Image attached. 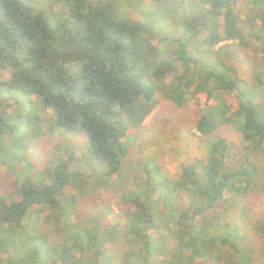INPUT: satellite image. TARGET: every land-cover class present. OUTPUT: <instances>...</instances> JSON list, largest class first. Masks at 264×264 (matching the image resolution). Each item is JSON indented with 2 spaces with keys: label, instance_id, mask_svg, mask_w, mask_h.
<instances>
[{
  "label": "trees",
  "instance_id": "obj_1",
  "mask_svg": "<svg viewBox=\"0 0 264 264\" xmlns=\"http://www.w3.org/2000/svg\"><path fill=\"white\" fill-rule=\"evenodd\" d=\"M57 1L66 6L69 20L51 26L28 0H0V141L22 123V116L8 110L17 105L18 94L34 95L53 112L57 125L81 126L87 137L84 154L91 163H105V174L113 175L129 150V131L142 124L159 93L179 107L197 102L195 128L207 137V152L181 166L180 181L163 175L170 196L132 199L135 210L123 229L118 222L106 227L95 220L69 232L57 229L59 243L36 228L23 234L20 227L35 205L59 211L52 223L47 220L50 224L65 214L61 195L74 174L68 170L69 160L55 164L42 187L28 180L17 183L12 192L0 194V264H205V257L214 263L250 264L249 232L264 240V215L242 226L224 214L243 207L257 188L259 170L250 153L264 151V92L259 88L264 71L258 69L250 84L214 48L225 40L242 45L247 28L262 46L263 64L264 0H245L244 17L234 6L237 0H191L200 4L199 24L184 27L172 52L153 48L150 42H160L159 36L122 18L113 0H52ZM144 48L151 58L170 54L153 70L154 82H147L137 65ZM226 92L234 95V104L224 101ZM223 124L240 129V150L213 137ZM7 158L0 150V164L10 166ZM179 189L187 192L185 205L178 201ZM169 234H174L178 251L166 261ZM118 240L126 245L120 257L113 252Z\"/></svg>",
  "mask_w": 264,
  "mask_h": 264
},
{
  "label": "rangeland",
  "instance_id": "obj_2",
  "mask_svg": "<svg viewBox=\"0 0 264 264\" xmlns=\"http://www.w3.org/2000/svg\"><path fill=\"white\" fill-rule=\"evenodd\" d=\"M28 1L45 13L51 26L59 21L69 20L67 8L60 1ZM113 2L122 18L138 23L159 36L160 42H150L157 50H171L173 43L183 35L184 27L188 23L199 24L200 4L191 0ZM234 6L243 10L244 17L246 1L237 0ZM69 22L83 29L78 20L71 19ZM261 47L253 34L244 28L242 45L236 40H225L214 49L219 58L233 67L237 76L251 84L259 70L264 71V63L261 64L260 60ZM145 50L144 48V53L139 56L137 65L143 71L145 80L154 82L153 70L163 66L169 60L170 54L151 58ZM10 72V69L5 71L4 78H8ZM259 88L264 92V80ZM13 95L15 96V92ZM18 97L17 105L8 110L22 116V123L18 128L7 132L4 135L6 138L0 141L3 157H8L10 163V166L0 164V194L12 192L17 183L22 181H31L39 187L48 184L53 174V166L65 160H69V172L74 173L61 195L65 214L53 223L55 227L47 220L52 223L51 219L57 218L59 211L45 205H35L27 213L26 224L20 227L23 234L36 228L38 232L48 234L50 240L59 243L61 232H69L80 225L90 226L95 220L107 224L106 227L118 222L123 229L129 219L128 214L135 210L132 199L138 197L142 200L148 194L153 197L170 196V183H166L164 178L171 182L180 181L181 166L204 158L207 152V137L201 136L195 128L196 116L193 107L197 102L192 99L185 106L179 107L156 93L155 107L136 130L129 131L131 144L121 161L119 172L107 175L105 163H91L84 154L87 137L79 124L69 128L59 126L53 112L43 106L36 96L18 94ZM203 99L201 97L200 101L203 102ZM223 99L228 105L235 103L232 93H224ZM213 137L228 140L237 150L244 144L240 129L233 124L219 126ZM250 157L259 170L257 188L241 203L243 207L224 214L227 218L233 216L242 226H246L243 221L251 222L264 215V151L253 150ZM152 188H155L154 192H151ZM72 195L75 196L73 202ZM177 195L181 205L188 202L185 190L179 189ZM244 206L246 210L243 209ZM241 215L246 218L242 219ZM249 233L253 248L250 264H264V240L254 236L251 230ZM110 244L112 242L107 246ZM164 245L165 259L169 261L178 251L174 234L165 237ZM125 248L126 245L118 240L114 244L113 252L120 257ZM2 256L0 253L1 258ZM203 261L205 264H223L214 263L212 257H205Z\"/></svg>",
  "mask_w": 264,
  "mask_h": 264
}]
</instances>
